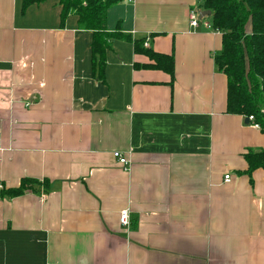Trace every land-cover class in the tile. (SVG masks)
<instances>
[{"label": "crops", "instance_id": "crops-1", "mask_svg": "<svg viewBox=\"0 0 264 264\" xmlns=\"http://www.w3.org/2000/svg\"><path fill=\"white\" fill-rule=\"evenodd\" d=\"M21 4L0 0V188L39 185L0 198V264H264V172L244 160L264 134L226 113L221 34L189 25L199 0L110 8L106 33L125 39L102 82L75 15Z\"/></svg>", "mask_w": 264, "mask_h": 264}, {"label": "trees", "instance_id": "trees-1", "mask_svg": "<svg viewBox=\"0 0 264 264\" xmlns=\"http://www.w3.org/2000/svg\"><path fill=\"white\" fill-rule=\"evenodd\" d=\"M45 0H22L21 13ZM124 0H59L60 19L73 14L82 30L92 33L91 57L98 68V80L103 81L104 54L112 39H125L106 33V12ZM198 11H210L209 27L221 34V49L214 55V64L227 81L226 113L245 118L264 134V0H199ZM250 28L249 32L247 31ZM134 52L155 61L152 67L173 77L172 57L143 51L142 43L134 42ZM97 60V62H96ZM249 177L258 169L264 172V152L249 150L244 155ZM33 180H22L16 189L0 188V198L22 196L38 186Z\"/></svg>", "mask_w": 264, "mask_h": 264}, {"label": "built area", "instance_id": "built-area-1", "mask_svg": "<svg viewBox=\"0 0 264 264\" xmlns=\"http://www.w3.org/2000/svg\"><path fill=\"white\" fill-rule=\"evenodd\" d=\"M188 18H189V25L193 28H196L198 26V23L200 20L199 19V11L194 10V9L190 10L189 14H188ZM207 26L209 27V25H207ZM30 105H31V103H29V102L25 103V107H28ZM247 119L254 129H259V126L255 123H253L254 118L252 116L247 117ZM113 157L115 159H117L119 164H121V165L127 164V160L125 158H123L120 155V153H113ZM229 178H230V176L224 177L225 181H228ZM129 217H130V212L128 209L120 211L119 216H118V222H119L121 227L128 228L130 226Z\"/></svg>", "mask_w": 264, "mask_h": 264}, {"label": "water", "instance_id": "water-1", "mask_svg": "<svg viewBox=\"0 0 264 264\" xmlns=\"http://www.w3.org/2000/svg\"><path fill=\"white\" fill-rule=\"evenodd\" d=\"M210 14H211L210 11H199V19L201 20V19H203L204 17H208V16H210ZM244 122H245L246 124H249V121H248L247 118H245Z\"/></svg>", "mask_w": 264, "mask_h": 264}]
</instances>
